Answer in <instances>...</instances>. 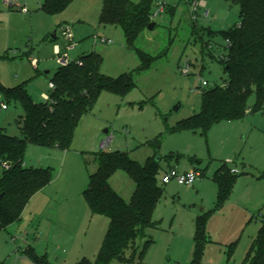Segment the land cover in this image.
<instances>
[{"label": "rangeland", "instance_id": "374dc122", "mask_svg": "<svg viewBox=\"0 0 264 264\" xmlns=\"http://www.w3.org/2000/svg\"><path fill=\"white\" fill-rule=\"evenodd\" d=\"M19 1L29 10L28 19L0 2V12L13 15L0 14L2 86L23 84L32 101L41 102V94L50 92L47 83L58 68L49 38L61 26L69 25L77 42L70 52L72 61L95 52L102 58V74L115 78L133 72L135 87L123 97L101 92L81 118L68 150L26 147L25 166L49 169L52 181L29 200L18 222L0 230V264H31L24 251L28 248L51 257L52 264H73L82 258L94 261L108 219L98 215L92 223L85 219L80 225L76 214L80 204L86 205L83 191L97 168L95 154L100 141L105 143L101 152H124L140 165L148 158L159 159L157 182L163 196L153 212L156 228L147 231L153 244L132 264L191 263L196 216L215 208L213 177L224 167L238 175L228 199L208 218L210 242L204 246L200 264H245L260 224L259 209L264 206V102L260 110L252 111L255 97L251 95L245 116L216 122L204 133L175 130L178 122L199 112L202 91L221 86L226 79L219 62L227 55L220 32L238 20L239 5L229 0H204L205 8H199L193 18L186 0H154V10L158 4L165 10L152 18L154 28L146 29L135 45L128 47L121 28L99 24L100 0H73L51 17L41 10V0ZM206 9L209 15L204 17ZM95 34L111 39L112 44L95 43ZM56 42L62 43L60 33ZM136 50L161 56L148 70L135 72L139 65ZM29 59L39 62L37 71ZM46 71L49 74L45 75ZM202 82L207 85L203 87ZM22 115L21 104L11 101L6 110L0 108V129L8 136H20L17 122ZM170 170L177 175L197 171L200 176L191 186L180 185L175 179L162 183ZM109 185L129 202L134 183L124 171L114 172ZM50 210L58 213L57 223L49 217ZM49 222L56 226L53 232ZM233 242L237 245L228 258L227 246Z\"/></svg>", "mask_w": 264, "mask_h": 264}, {"label": "trees", "instance_id": "16d2710c", "mask_svg": "<svg viewBox=\"0 0 264 264\" xmlns=\"http://www.w3.org/2000/svg\"><path fill=\"white\" fill-rule=\"evenodd\" d=\"M99 24L121 28L125 43L133 47L140 35L152 23L154 0H100ZM239 5L238 20L220 34L225 39L227 55L219 59L226 79L221 86L202 91L199 112L177 123L175 130L199 129L206 132L221 120H235L250 110L247 101L255 97L252 111L260 110L264 102V0H229ZM73 0H42V11L54 16L65 10ZM139 65L134 70H148L156 58L136 50ZM102 58L87 53L68 66L55 70L50 82L49 100L34 102L25 86L4 87L3 101L19 102L23 115L17 122L20 136H8L0 129V230L18 222L29 200L52 181L49 169L27 168L23 157L28 145L56 147L68 150L81 120L96 103L101 92L123 97L135 87L133 72L112 78L100 72ZM97 168L89 175L83 199L92 215L108 219V228L94 261L82 258L74 264H132L141 260L153 241L147 231L156 228L153 212L163 196L158 185V160L148 158L144 165L129 158L127 153L95 154ZM124 171L134 183L129 202L124 201L109 185L114 172ZM237 173L225 167L216 172L215 208L196 217L193 254L190 264H200L204 246L210 242L207 222L228 199ZM260 228L244 259L245 264H264V206L260 212ZM141 245L139 246L138 244ZM237 242L227 246L231 258ZM27 256L34 264H49L46 255H37L30 248Z\"/></svg>", "mask_w": 264, "mask_h": 264}, {"label": "built area", "instance_id": "2783aa9c", "mask_svg": "<svg viewBox=\"0 0 264 264\" xmlns=\"http://www.w3.org/2000/svg\"><path fill=\"white\" fill-rule=\"evenodd\" d=\"M1 5L7 8L8 10H14L17 9L20 13H27V9L25 8L24 5H22L19 0H0ZM186 2L189 5V9L191 10L192 17L194 18L197 10L199 8H205V4L201 0H186ZM165 10L164 5L158 4L157 8L153 11L151 15V19L153 17L158 16L161 12ZM204 17H207L209 15V11L206 9L203 11ZM60 36L62 39V43L60 44H55L53 46V56L55 58V63L59 67H65L68 66L70 63L74 62L70 58V52L75 50L77 47V42L74 40V36L72 33V28L69 25H63L60 27ZM94 42L99 43V44H112V40L101 36L99 34H95L93 36ZM76 61V60H75ZM29 63L33 68H37L38 61L36 59H29ZM183 74H188L187 70H182ZM206 82H202V86H206ZM48 89L51 91L54 89V85L52 82H48ZM41 100L42 102H46L49 100V95L48 94H42L41 95ZM0 108L2 110L7 109L6 103L3 101L2 96L0 94ZM2 168L6 169L7 164L4 162L1 165ZM231 173L236 174L237 171L234 169H231ZM200 174L197 171L191 172V173H186L183 175H177V173L174 170H170L165 172V175L162 178V183L166 184L168 183L171 179H175L178 184L180 185H186V186H191L193 185L194 181L196 180L197 177H199Z\"/></svg>", "mask_w": 264, "mask_h": 264}, {"label": "crops", "instance_id": "0c3cea01", "mask_svg": "<svg viewBox=\"0 0 264 264\" xmlns=\"http://www.w3.org/2000/svg\"><path fill=\"white\" fill-rule=\"evenodd\" d=\"M204 4H205V6H206V2L204 1V0H201ZM20 2V1H19ZM22 4V3H21ZM22 5H24L25 6V3L24 4H22ZM42 6V0H41V2H40V7ZM4 7V6H3ZM25 8H26V6H25ZM42 10V9H41ZM8 12H10V11H8ZM0 14H4V15H6V16H13V15H10V13H5V12H0ZM21 15H23L22 16V18L23 19H28L27 18V15H29V10L27 9V13H20ZM49 16V15H48ZM51 17V16H50ZM29 19H30V21H31V19H32V17H29ZM58 33H60V30L58 29ZM58 33H57V31L55 30L52 34H51V36H50V38H49V41H50V43H51V45H52V48H53V46L55 45V44H58L56 41H57V39H58ZM53 36H55V39H52V37ZM105 37V36H104ZM77 48V47H76ZM31 66V65H30ZM38 66H39V62H38V65H37V68H33L32 66V69L33 70H35V71H37L38 70ZM47 74H49V72L48 71H46L45 72V75H47ZM50 82V81H49ZM47 88H48V83H47ZM42 94H44V93H42ZM41 94V95H42ZM42 102V101H41ZM107 141H110V138H108L107 139ZM104 147H105V143L103 142V141H100L99 142V144H98V149H99V151H102L103 149H104ZM25 165V164H24ZM51 184V183H50ZM49 184V185H50ZM48 185V186H49ZM48 186H46L45 188H47ZM44 188V189H45ZM44 189H42L41 191H43ZM41 191H39V192H41ZM261 209H259V211H260ZM65 212V211H64ZM63 212V213H64ZM62 213V214H63ZM57 212H55V211H53V210H50V212L48 213V215H49V217H54L55 219H54V221H55V223H57L58 222V219H57ZM201 215V214H200ZM218 215V213L217 214H215V216H217ZM94 216H98V215H92L91 213H90V211H89V209H88V207H86V205H79L78 206V209H77V214H76V217H77V219L79 220V223L78 224H80V225H83V222L85 221V219L86 220H88L89 219V223H92L95 219V217ZM197 216H199V214L197 215ZM196 216V217H197ZM64 217H66V214L64 215ZM49 224L51 225V229H50V231L51 232H53L54 230H56V226H54V224H52V222H49ZM53 225V226H52ZM56 225V224H55ZM260 228V224H259V227H258V229ZM258 229H257V231H258ZM257 234V233H256ZM256 237V236H255ZM254 240V239H253ZM24 251H26V249L24 250ZM46 257H47V255H46ZM88 259V258H87ZM47 260H48V262H49V264H52L51 263V257L49 258H47ZM79 261V260H78ZM30 262H31V264H34L31 260H30ZM74 263H76V262H74ZM73 263V264H74Z\"/></svg>", "mask_w": 264, "mask_h": 264}, {"label": "water", "instance_id": "95a60500", "mask_svg": "<svg viewBox=\"0 0 264 264\" xmlns=\"http://www.w3.org/2000/svg\"><path fill=\"white\" fill-rule=\"evenodd\" d=\"M155 24L152 22L148 25L147 29L152 30L154 28ZM52 39H55V36L52 37ZM104 133H107V130L104 131ZM156 160H159L158 158Z\"/></svg>", "mask_w": 264, "mask_h": 264}]
</instances>
